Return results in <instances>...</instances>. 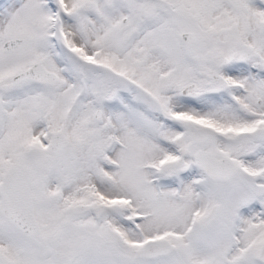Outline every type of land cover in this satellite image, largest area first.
<instances>
[{"label":"snow or ice","instance_id":"1","mask_svg":"<svg viewBox=\"0 0 264 264\" xmlns=\"http://www.w3.org/2000/svg\"><path fill=\"white\" fill-rule=\"evenodd\" d=\"M0 264H264V0H0Z\"/></svg>","mask_w":264,"mask_h":264}]
</instances>
